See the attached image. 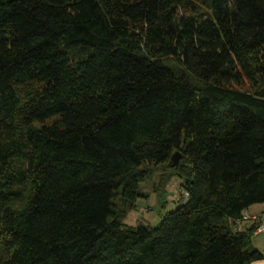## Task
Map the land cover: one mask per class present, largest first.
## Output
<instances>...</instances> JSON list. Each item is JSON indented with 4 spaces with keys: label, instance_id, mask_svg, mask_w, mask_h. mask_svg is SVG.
<instances>
[{
    "label": "trees",
    "instance_id": "1",
    "mask_svg": "<svg viewBox=\"0 0 264 264\" xmlns=\"http://www.w3.org/2000/svg\"><path fill=\"white\" fill-rule=\"evenodd\" d=\"M257 203L264 0H0V264H253Z\"/></svg>",
    "mask_w": 264,
    "mask_h": 264
},
{
    "label": "rangeland",
    "instance_id": "2",
    "mask_svg": "<svg viewBox=\"0 0 264 264\" xmlns=\"http://www.w3.org/2000/svg\"><path fill=\"white\" fill-rule=\"evenodd\" d=\"M180 183V178L174 176L164 191H156V187L160 186L158 173L153 179L141 183L140 192L142 196L137 199L136 208L128 212L124 221L125 224L134 227L142 223L154 227L158 226L164 216L176 210L180 205L182 201ZM263 206L262 203L254 204L253 208L249 207V211L251 213L254 212V209L261 211ZM253 240L264 252V232H257Z\"/></svg>",
    "mask_w": 264,
    "mask_h": 264
},
{
    "label": "built area",
    "instance_id": "3",
    "mask_svg": "<svg viewBox=\"0 0 264 264\" xmlns=\"http://www.w3.org/2000/svg\"><path fill=\"white\" fill-rule=\"evenodd\" d=\"M249 224L257 225V232H264V211L260 213H251L249 210H244L239 219L236 220V227L241 230Z\"/></svg>",
    "mask_w": 264,
    "mask_h": 264
},
{
    "label": "crops",
    "instance_id": "4",
    "mask_svg": "<svg viewBox=\"0 0 264 264\" xmlns=\"http://www.w3.org/2000/svg\"><path fill=\"white\" fill-rule=\"evenodd\" d=\"M263 205H264V203H262ZM254 207V205L253 206H251L250 208H253ZM249 208V209H250ZM248 209V210H249ZM264 211V206H263V208H262V210L261 211H258V210H255L254 209V212L252 211V213H260V212H263ZM250 212V211H249ZM254 245H255V247L258 249V250H260L261 248H259L257 245H256V243H254ZM261 251V250H260ZM263 254H264V252L263 251H261ZM253 264H264V257L262 258V259H260V260H257V261H255V262H253Z\"/></svg>",
    "mask_w": 264,
    "mask_h": 264
},
{
    "label": "water",
    "instance_id": "5",
    "mask_svg": "<svg viewBox=\"0 0 264 264\" xmlns=\"http://www.w3.org/2000/svg\"><path fill=\"white\" fill-rule=\"evenodd\" d=\"M180 158H181V153L175 152L170 158L171 165L172 166L176 165L179 162Z\"/></svg>",
    "mask_w": 264,
    "mask_h": 264
}]
</instances>
